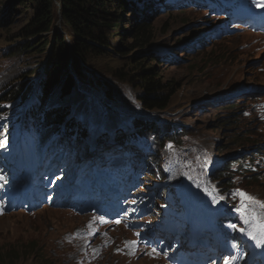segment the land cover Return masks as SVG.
<instances>
[{
	"label": "rangeland",
	"instance_id": "374dc122",
	"mask_svg": "<svg viewBox=\"0 0 264 264\" xmlns=\"http://www.w3.org/2000/svg\"><path fill=\"white\" fill-rule=\"evenodd\" d=\"M7 1L0 0V11H3L7 22L4 28H0V89L5 83L7 85L6 90L0 91V134L8 132L12 138L30 140L33 135L26 132L22 122L15 118L18 114L22 118L35 98L41 96V85L50 76V67L46 64L49 50L47 47L45 52L38 54L31 50L21 52V47L17 49L22 40L19 34L35 15L36 8L33 4L28 7V3L23 5L17 1L8 6ZM128 1L132 8H141L150 0ZM55 4V29L51 38L59 30L70 43L71 30L63 21L59 1L55 0ZM197 4L172 8L174 5L155 12L150 22L151 34L157 40L144 50L136 49L133 53L129 50L130 55L116 57L91 53L82 60L77 73L70 66L72 69L68 74L76 79L71 92L66 94L55 89L41 105L46 107L48 121H54L58 116L65 117L62 128L70 122L69 114L74 110L78 113L87 108L92 114L82 115L94 119L99 108L93 105L97 103L103 109L99 112L103 111L105 123L108 116H113L122 120L121 126H131L136 122L131 120L132 117L137 121L156 122L167 138L170 131L175 132L172 133L174 140L167 145L165 153L177 168L172 181L174 192L185 198L197 215L207 217L210 214L213 221L219 220L221 226L236 234H255V245L264 249V236L257 233L255 221L245 223V217L236 211L240 196L233 194L240 189L257 201H264V3L244 0L241 9L232 12L227 8L226 11L211 13L207 7L200 8L204 5L197 8ZM226 14H238L242 19L226 20ZM223 25L222 32L216 34L214 28L220 29ZM194 30L197 32L191 36L190 32ZM117 40L113 41L112 47L116 48L123 41ZM147 52L159 53L160 58L166 59L157 70V76L166 83L170 93H175L165 110L144 108L139 100L141 88L129 80L133 64H138L135 62ZM175 53L178 60L171 61ZM21 91L22 95L19 94ZM4 95L11 98L3 99ZM33 110L36 114L43 112L41 106ZM78 122L80 119L76 124ZM105 123L93 125L91 131L96 130L100 134L104 129L112 136L111 146L115 132L107 131ZM182 123L188 130L181 127ZM85 124H79V127L86 130L82 127ZM120 142L133 147L127 141ZM97 151L99 156L108 155V150L100 151L98 148ZM211 151L219 157L211 156ZM245 157H248V162L254 161L252 167L237 171L236 164ZM171 159L167 156L165 163H170ZM225 161H235L236 164L232 165L234 186L225 187L224 192L216 187L215 180H210L208 173L215 170L218 174ZM249 174H255L258 181L249 183ZM214 199L216 203H213ZM249 211L258 218L264 217V208L256 204H251ZM92 219V216L76 215L52 205L33 212H12L0 204V260L2 264H159L145 256L135 258L124 254V248L118 246L123 237L114 241L108 251L85 249L84 245L90 241L86 232L79 228ZM232 220L239 222L236 228L232 227L235 225ZM241 228L245 231H239ZM120 231L116 229L106 233L118 238ZM127 238L132 236L128 234ZM245 241L252 242L250 238ZM229 244L230 254L240 251L235 239Z\"/></svg>",
	"mask_w": 264,
	"mask_h": 264
},
{
	"label": "trees",
	"instance_id": "16d2710c",
	"mask_svg": "<svg viewBox=\"0 0 264 264\" xmlns=\"http://www.w3.org/2000/svg\"><path fill=\"white\" fill-rule=\"evenodd\" d=\"M15 1L23 5L28 3V7L33 4L36 8L35 15L19 34L22 40L19 43L20 45H17V49L21 47V52L28 53V51L31 50L38 54L45 52L44 50L47 47L49 50L46 64L50 67V76L42 83L41 96L39 95L35 98L33 105H31L28 111V115H35L36 112L33 109L37 106H41L42 108L43 112L37 113L39 120L33 119L35 129H37V123L40 122V118L44 114V111L46 113V107L41 105V103L44 104L45 99L47 101V98L50 97L55 89L63 90L64 93L71 92L73 78L72 75L68 74L69 69H72L70 66H73L74 72L77 73L80 70L79 68H81L82 60L86 59V56L91 53L116 57L119 55H130L128 52L129 50H132L131 53L136 51V49L144 50L157 40L155 35L151 34L152 24L150 22V17L157 11L171 8L174 5L179 7L180 5L191 2L190 0L179 2L150 0L148 3L141 5V8H132L128 0H58L63 21L72 33V40L70 39L69 43L66 35L59 30H56L53 38H51V33L55 29V0H9L6 3L8 6H12V2ZM215 2L217 3L219 0L207 1L209 4ZM2 14L3 11L1 10L0 28H4L7 24L6 18H3ZM175 15L178 16L180 14ZM196 32V30L190 32L191 36ZM117 39L123 41L114 48L112 47V43H115L113 41ZM165 55L168 54L166 53ZM177 56L178 54L175 53L171 61H177ZM164 62H166V59L160 58L159 53L155 55L154 53L147 52V55L142 56V58H139L138 61L135 62L138 64L135 66L133 64L134 70L130 73L131 77L129 76V80L141 88L142 93L140 94L139 100L143 103V107L148 110H165L170 104L173 93H175L174 91L170 93L166 87V83L157 76V70L161 69ZM60 74L63 75L60 77ZM138 82L141 84L139 85ZM6 87L7 85L5 83L2 85L0 91L6 90ZM23 91L19 94L22 95ZM10 98L11 96L9 95L3 96V99L6 100ZM99 110L103 109L99 108L98 111ZM98 115L102 116L103 112H99ZM69 117L68 121L70 122H68L66 126L75 125L76 119L81 117L80 111L77 113V111L74 110L72 114H69ZM95 118L98 119L97 116H95ZM29 119L30 118H27L26 123ZM131 120L136 121L131 127L134 128L132 131L133 133L126 134V128L120 125L121 120L118 119L117 121L115 118H108V121L105 123L107 127L105 128H109V131L113 130L115 132V141L120 142L126 138L129 144L132 143L130 139H138L145 130L158 129L156 122L145 120L137 121L132 117ZM63 121H66L65 117L58 116L54 121L43 120L42 123L53 130H58ZM82 127H88V125L85 124ZM74 133L75 131H71L72 135ZM102 136H105L104 140L106 143L112 137L110 134L108 135V133ZM162 137L166 138V135ZM100 139H103V137H100ZM261 146H259L258 149ZM220 148L224 149V146H220ZM229 165L230 164H226L225 169L218 172L222 180L224 176L227 175L226 171ZM244 165L245 163H242L241 167ZM249 175V183L258 181V178L254 177L255 174ZM163 202L168 205L167 201L164 200ZM0 264H2L1 260Z\"/></svg>",
	"mask_w": 264,
	"mask_h": 264
},
{
	"label": "snow or ice",
	"instance_id": "6c2138e0",
	"mask_svg": "<svg viewBox=\"0 0 264 264\" xmlns=\"http://www.w3.org/2000/svg\"><path fill=\"white\" fill-rule=\"evenodd\" d=\"M258 3H264V0H258ZM5 146V141L0 140V147ZM171 147V145H169ZM4 178L0 176V180H3ZM207 191V190H206ZM234 195H239L240 196V204L237 206L236 211L241 213L242 216L245 217V223H251L253 221L256 222V231L260 236H264V217H257L254 215L253 212L249 211L250 205L251 204H256L260 208H264V201H257L254 197L250 196L246 192L240 189H236L235 192L233 193ZM223 199V197H221ZM134 203V201H133ZM213 203H216L215 199L213 200ZM100 220L103 221L104 218L100 217ZM116 223H120L119 220L115 221ZM233 228H236V225H232ZM239 231L244 232L245 229L241 228ZM249 235L252 237V239H256V235L249 233ZM130 244H135V241L128 242ZM155 252V250H153ZM229 259H226L224 264H229Z\"/></svg>",
	"mask_w": 264,
	"mask_h": 264
},
{
	"label": "water",
	"instance_id": "95a60500",
	"mask_svg": "<svg viewBox=\"0 0 264 264\" xmlns=\"http://www.w3.org/2000/svg\"><path fill=\"white\" fill-rule=\"evenodd\" d=\"M165 10H167V9H165ZM72 78H73V82L76 80V79H74V77L72 76ZM74 88H76V83H75V85H74ZM74 88H73V90H74ZM72 90V91H73ZM69 93V92H68ZM68 93H66V94H68ZM95 105H93V106H96V107H100L99 106V104H97V103H94Z\"/></svg>",
	"mask_w": 264,
	"mask_h": 264
},
{
	"label": "bare ground",
	"instance_id": "6f19581e",
	"mask_svg": "<svg viewBox=\"0 0 264 264\" xmlns=\"http://www.w3.org/2000/svg\"><path fill=\"white\" fill-rule=\"evenodd\" d=\"M133 133V132H132ZM60 176H62V175H60ZM72 230V229H71ZM75 234V233H74ZM70 236V235H69ZM74 236V235H73ZM71 238H72V236H71ZM62 241V240H61ZM62 246V245H61ZM77 252V251H76ZM71 258V257H70Z\"/></svg>",
	"mask_w": 264,
	"mask_h": 264
}]
</instances>
